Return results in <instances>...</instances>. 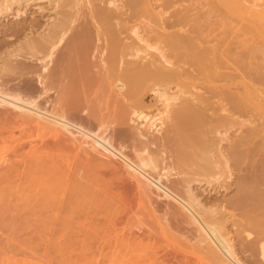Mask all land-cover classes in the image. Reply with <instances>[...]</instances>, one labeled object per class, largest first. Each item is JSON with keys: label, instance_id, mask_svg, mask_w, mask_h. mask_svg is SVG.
I'll list each match as a JSON object with an SVG mask.
<instances>
[{"label": "bare ground", "instance_id": "6f19581e", "mask_svg": "<svg viewBox=\"0 0 264 264\" xmlns=\"http://www.w3.org/2000/svg\"><path fill=\"white\" fill-rule=\"evenodd\" d=\"M2 158L67 261L264 264V0H0Z\"/></svg>", "mask_w": 264, "mask_h": 264}, {"label": "rangeland", "instance_id": "374dc122", "mask_svg": "<svg viewBox=\"0 0 264 264\" xmlns=\"http://www.w3.org/2000/svg\"><path fill=\"white\" fill-rule=\"evenodd\" d=\"M6 155V157L9 155L8 153H5ZM8 154V155H7ZM9 156H11V155H9ZM6 159V158H5ZM4 162V158H2L1 160H0V166H1V164ZM1 168V167H0ZM2 169V168H1ZM1 172V171H0ZM9 183H6L5 185H3L2 184V186H1V188H3V189H1V191L0 192H2V193H6V195L4 194V196H6L7 198H9V197H12V196H9V195H12L11 193L8 195V193L7 192H9L10 191V189H12L13 188V186L11 185V184H9ZM24 185H25V187H26V185H27V183L25 182L24 183ZM6 187V188H5ZM8 188V189H7ZM6 190H9V191H6ZM5 191V192H4ZM12 191V190H11ZM4 196L0 193V204H2L1 202H5L6 201V199L3 201L2 200V198H4ZM10 214V213H9ZM8 213H6L4 216L3 215H1V219H6V217L7 218H9L8 217V215H9ZM8 220V219H7ZM2 221V220H1ZM0 221V224H1V226H2V224L3 223H5V220H3L2 222ZM6 223H7V221H6ZM6 223H5V225H3L2 227L0 226V259H1V261H0V264H75V262H74V258H73V261L72 262H70V261H67V260H65L64 259V255L65 254H67L68 253V249H60L61 251H59V248H58V246L57 245H53V243H50L51 241V237H53V232H51V235L52 236H50L49 234L50 233H48V232H45V234H44V236L45 237H49L50 238V240H49V238L47 239V240H49L48 241V243H45L46 241H44L43 240V235H40L39 233H27L26 234V231L24 230V231H20L19 233L18 232H16V230L15 229H11L10 228V230H9V228H7V227H10V225H8V223H7V225H6ZM23 225V224H22ZM2 229H8V230H2ZM17 231H19V230H17ZM9 232V233H8ZM13 232V233H12ZM25 232V233H24ZM27 232H29V231H27ZM5 233H7V234H5ZM11 234H12V236H11ZM16 234V236H14ZM29 234V235H28ZM31 234V235H30ZM8 235V236H7ZM10 235V236H9ZM20 236V237H19ZM12 237H15V238H12ZM17 237H19V238H17ZM35 237V239H32V238H34ZM39 238V241H38V238ZM6 238V239H5ZM12 238V239H11ZM28 238V239H27ZM29 238H30V240H29ZM6 240V241H5ZM14 240V241H13ZM18 240V241H17ZM30 242H29V241ZM12 241V242H11ZM20 241V242H19ZM19 242V243H18ZM34 244H33V243ZM43 243V244H42ZM3 244V245H2ZM16 244V245H15ZM21 244L23 245V246H21ZM36 244V245H35ZM38 244V245H37ZM48 244H49V246H48ZM51 244H52V246H51ZM8 245V246H7ZM25 245V246H24ZM29 245V246H28ZM31 245V246H30ZM43 245H45V246H43ZM60 245H63V244H60ZM3 246H6L7 248H9L10 249V247L12 246V250L10 249H7V248H5V247H3ZM38 246H39V248H38ZM45 247V248H44ZM30 248V249H29ZM49 248V249H48ZM51 248V249H50ZM16 250V251H15ZM34 250V251H33ZM37 250H39V251H37ZM163 251H164V253H163V251H162V254L165 256H167V252L168 251H170V253L171 254H169L170 256V258L171 259H173L171 262H177V259L175 258L176 256H175V253L172 251L171 252V249H162ZM6 252V253H5ZM37 252V253H36ZM17 253V254H16ZM97 253H99V251H98V249H97ZM30 254V255H29ZM33 254H35V256L33 255ZM174 254V255H173ZM172 255V256H171ZM179 255V254H178ZM39 258H38V257ZM180 256V255H179ZM168 257V256H167ZM168 257V258H169ZM169 258V259H170ZM170 259V260H171ZM175 260V261H174ZM5 262V263H4ZM173 263H171V264H173ZM175 264H177V263H175Z\"/></svg>", "mask_w": 264, "mask_h": 264}]
</instances>
